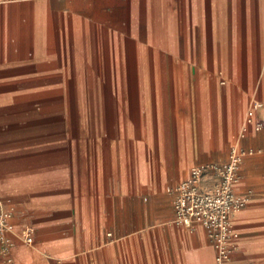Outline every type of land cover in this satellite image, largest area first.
Listing matches in <instances>:
<instances>
[{
  "label": "crops",
  "instance_id": "obj_1",
  "mask_svg": "<svg viewBox=\"0 0 264 264\" xmlns=\"http://www.w3.org/2000/svg\"><path fill=\"white\" fill-rule=\"evenodd\" d=\"M255 99L264 123V0H0V119L43 110L0 122V198L16 209L0 264H216L168 190L228 160ZM240 144L259 153L226 264H264V127ZM24 167L43 178L15 181Z\"/></svg>",
  "mask_w": 264,
  "mask_h": 264
},
{
  "label": "built area",
  "instance_id": "obj_2",
  "mask_svg": "<svg viewBox=\"0 0 264 264\" xmlns=\"http://www.w3.org/2000/svg\"><path fill=\"white\" fill-rule=\"evenodd\" d=\"M225 84L226 80L221 81ZM262 104L253 100L248 108L238 141L232 146L226 162L207 163L192 168L189 178L168 192L174 195V222L190 232L202 227L208 231L215 250L216 264L231 261L239 248L240 234L234 224L235 215L242 212L254 195L253 190L238 192L242 182L241 167L244 161L259 153L254 149L243 148L240 141L251 129L259 132L264 123L258 118ZM213 177L212 186L205 182ZM16 209L10 203L0 201V253L9 252L15 247L12 234ZM35 231L23 228L20 236L27 244L34 243ZM111 237V234L109 235Z\"/></svg>",
  "mask_w": 264,
  "mask_h": 264
},
{
  "label": "rangeland",
  "instance_id": "obj_3",
  "mask_svg": "<svg viewBox=\"0 0 264 264\" xmlns=\"http://www.w3.org/2000/svg\"><path fill=\"white\" fill-rule=\"evenodd\" d=\"M40 109V110H39ZM103 111L102 112H96V120L99 119L100 115L103 116ZM4 117H1L0 119V122H31L30 119L31 118H35V117H42L43 118V110H41V108H37L36 110H33V111H30V112H22V114H20L18 116V118L14 119V117L16 115H12V116H9V114H12V112H7ZM83 115L85 114V112L82 113ZM112 118H119V111L116 109L112 112ZM13 120H16V121H13ZM37 122H43L42 121H37ZM41 152H43V150L41 151H38L35 153V157H40L41 155ZM34 154V153H33ZM28 155L27 152H21V153H16L13 155V158L9 159V160H3L5 158L2 159L3 163L5 162H15L16 164H21L22 166H25L26 164L28 163H38V161L40 160L39 158H33V159H27V158H23V156H26ZM32 155V154H30ZM1 161V160H0ZM41 161V160H40ZM28 168V169H26ZM24 172H22L21 174H18V175H15L14 176V180L17 181V182H21L22 184L25 185H30V181L34 180V181H40V178H43V173H39V169H29V167H24L23 169ZM23 186V185H22ZM8 200H11V199H3V198H0V201L1 202H8ZM12 201V200H11ZM13 202V201H12Z\"/></svg>",
  "mask_w": 264,
  "mask_h": 264
}]
</instances>
